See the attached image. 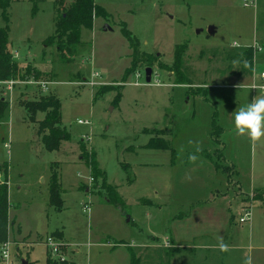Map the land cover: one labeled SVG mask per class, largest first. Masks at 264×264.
I'll return each mask as SVG.
<instances>
[{"label": "rangeland", "instance_id": "rangeland-1", "mask_svg": "<svg viewBox=\"0 0 264 264\" xmlns=\"http://www.w3.org/2000/svg\"><path fill=\"white\" fill-rule=\"evenodd\" d=\"M94 2L107 15L81 29L69 62L59 59L55 45H42L54 32L55 0H38L34 15L28 0L8 8L13 59L38 71V80L31 71L11 89L0 82L9 103L0 121V163L9 167L10 264H45L48 256L74 264H130L128 248L136 264H264V204L252 199L264 198V140L236 135L232 118L259 95L249 86L264 83V0ZM122 23L144 53L126 75L131 58ZM254 42L260 48L247 59L242 52ZM182 43L179 68L188 83L175 85L174 46ZM154 54L146 65L144 57ZM92 71L101 83L90 86L82 81ZM100 84L116 88L93 98ZM46 96L58 98L68 134L56 150H47L37 134L44 113L31 121L19 104ZM151 136L170 148H147ZM81 141L95 153L120 205L109 202L98 179L89 180ZM52 172L61 207L49 202ZM246 211L249 219L239 221Z\"/></svg>", "mask_w": 264, "mask_h": 264}, {"label": "trees", "instance_id": "trees-1", "mask_svg": "<svg viewBox=\"0 0 264 264\" xmlns=\"http://www.w3.org/2000/svg\"><path fill=\"white\" fill-rule=\"evenodd\" d=\"M12 1L15 0H0V16L4 21V25L0 26V82H5L7 80H22L27 79L31 71V77L34 80H38V71L34 68L29 67L28 65L20 67L17 62L13 59V55L9 50V27H8V8ZM31 2V14L34 15L37 11V1L38 0H28ZM57 16L54 21V32L53 34L48 35L43 41L42 45H55L57 51L59 52V59L63 62L71 61V54L76 52L80 42V33L83 28H91L93 23V18L96 16H106L107 12L105 9L96 4L94 0H72L68 5L65 6L63 0H55ZM120 32L123 37L128 42L130 49V65L124 71V75L127 72L135 67V64L138 61L143 59L144 53L141 55L138 48V40L131 33V31L125 26L124 23L121 24ZM186 47L185 43L176 44L174 46L172 68L175 75L173 84H183L188 83V80L183 76L180 71V66L182 62V53ZM253 46H248L243 50L242 54L245 56L251 57ZM146 65H150L153 61L157 59V55H146L144 57ZM124 75L122 77H124ZM116 87H112L110 84H100L98 89L92 95L93 98L99 94H104L107 91H110ZM116 93L113 98V102H117L121 93L120 86L117 87ZM203 89H195L194 92L197 93ZM19 104L25 109L28 119L34 120L36 112L44 113L43 118L38 121L39 128L37 134H41V140L44 144V147L47 150H56L59 148L62 140L67 139L68 134L63 128L61 123V114H60V103L56 96H46L40 100H21ZM9 103L3 95H0V121L3 120V117L8 110ZM82 159L89 169L90 176L93 180H99L102 188L107 190L109 196V202H112L116 205H120L122 202L118 196L116 190L110 184L106 183V177L104 171L99 168L97 161L95 159V153L93 150H86V146L83 142H79ZM147 148L151 149H169L170 146L166 141L161 138H155L151 136L145 144ZM219 156V155H218ZM209 157V156H208ZM8 164L6 162L0 163V174L2 179H0V245L5 242L7 238V226L9 224L8 212L10 208V203L8 201ZM58 177L55 172H52L49 182V202L54 204L56 207L62 206V199L60 196V190L58 188ZM260 191V190H259ZM256 192V194L259 193ZM264 192V190H261ZM257 198L262 201L264 204V198L261 196H253L252 199ZM60 236L62 233L59 231ZM60 238V237H59ZM130 264H136L133 251L128 248ZM45 264H74L72 262H66L65 260L57 261L51 260L48 256L46 258Z\"/></svg>", "mask_w": 264, "mask_h": 264}, {"label": "clouds", "instance_id": "clouds-1", "mask_svg": "<svg viewBox=\"0 0 264 264\" xmlns=\"http://www.w3.org/2000/svg\"><path fill=\"white\" fill-rule=\"evenodd\" d=\"M264 75V74H261ZM252 89L258 91L251 102L239 106L232 114L233 129L236 135L247 137L252 143L264 140V84L254 83ZM189 141V144H193ZM201 151L199 143H196V152ZM189 159L195 162L198 157L190 154ZM222 250H226V245H220ZM246 264H251L249 259Z\"/></svg>", "mask_w": 264, "mask_h": 264}, {"label": "built area", "instance_id": "built-area-1", "mask_svg": "<svg viewBox=\"0 0 264 264\" xmlns=\"http://www.w3.org/2000/svg\"><path fill=\"white\" fill-rule=\"evenodd\" d=\"M254 43H253L254 45L252 44L253 45V49L254 50L259 49L260 48L259 45L256 42H254ZM261 74H264V70H261L260 71V77L264 81V75H261ZM136 75H138V73ZM100 78H101V76L99 75L98 72L92 71L91 74H90V78L89 79H84L82 82L83 83H86V84H88L90 86H93V85H96V84L101 83ZM4 83H6L5 86H7L8 88L11 89L12 86H13V84L15 83V80H7ZM262 84H264V83H262ZM252 85L253 84H251L249 86L251 89H252V87H251ZM252 90H255V89H252ZM78 122L79 123H82L83 121L78 120ZM5 145L8 146L7 143H5ZM89 180L91 181L92 180V177H89ZM84 207H85L86 210H89V207L87 205H84ZM244 219L245 220H248L249 219V212L248 211H246L243 214V216L240 217L239 221H243ZM48 239H50V238H48ZM45 243L47 244V246H50V247L52 246L50 248V252H53V253L56 252L57 248L53 245V243H51L49 241H46ZM8 245L9 244L7 242L6 243L4 242V243L1 244V247H0V260H1V264H10V261H9L10 254H9Z\"/></svg>", "mask_w": 264, "mask_h": 264}, {"label": "water", "instance_id": "water-1", "mask_svg": "<svg viewBox=\"0 0 264 264\" xmlns=\"http://www.w3.org/2000/svg\"><path fill=\"white\" fill-rule=\"evenodd\" d=\"M207 31L209 33H213V31H214L213 26H211V25L208 26ZM150 74H151V68L150 67H146L145 68V80H146V82H149V80H150ZM22 264H27V262L22 261Z\"/></svg>", "mask_w": 264, "mask_h": 264}, {"label": "crops", "instance_id": "crops-1", "mask_svg": "<svg viewBox=\"0 0 264 264\" xmlns=\"http://www.w3.org/2000/svg\"><path fill=\"white\" fill-rule=\"evenodd\" d=\"M46 38V37H45ZM83 80H84V78H83ZM101 169V168H100ZM10 210V209H9ZM61 233H62V231H60Z\"/></svg>", "mask_w": 264, "mask_h": 264}]
</instances>
